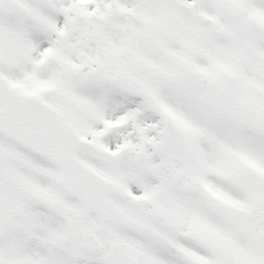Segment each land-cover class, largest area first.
I'll use <instances>...</instances> for the list:
<instances>
[{"label": "snow or ice", "instance_id": "6c2138e0", "mask_svg": "<svg viewBox=\"0 0 264 264\" xmlns=\"http://www.w3.org/2000/svg\"><path fill=\"white\" fill-rule=\"evenodd\" d=\"M0 264H264V0H0Z\"/></svg>", "mask_w": 264, "mask_h": 264}]
</instances>
